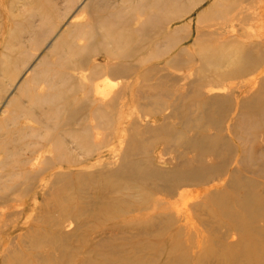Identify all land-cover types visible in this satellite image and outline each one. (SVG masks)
<instances>
[{
    "label": "rangeland",
    "instance_id": "1",
    "mask_svg": "<svg viewBox=\"0 0 264 264\" xmlns=\"http://www.w3.org/2000/svg\"><path fill=\"white\" fill-rule=\"evenodd\" d=\"M0 138V264H264V0H0Z\"/></svg>",
    "mask_w": 264,
    "mask_h": 264
},
{
    "label": "bare ground",
    "instance_id": "2",
    "mask_svg": "<svg viewBox=\"0 0 264 264\" xmlns=\"http://www.w3.org/2000/svg\"><path fill=\"white\" fill-rule=\"evenodd\" d=\"M61 37V36H60ZM60 40V39H59ZM9 46V45H8ZM7 46V47H8ZM22 47V46H21ZM69 48L70 49H72L73 47L72 46H70L69 45ZM35 71V70H34ZM42 75V74H41ZM34 75H33V73H31V74H28L27 75V77H26V80L24 81L25 83L28 81V80H32V78H34L33 77ZM21 87H23V83L21 84V86L20 87H17L18 89H21ZM55 89H56V87L54 88V91L52 92L51 91V88H50V91H49V89H45V88H43V87H30V88H26V90L25 89H23L24 90V93L28 90V91H30V95H29V97L32 99V101L31 102H33V105H34V103H41L40 101H43V103L45 102L44 100H47V97H54V96H56L57 95V92L55 91ZM13 98V97H12ZM11 98V100L10 99H8L7 100V102H6V105H7V103L8 104H10L14 99H12ZM46 98V99H45ZM16 100V99H15ZM42 103V104H43ZM40 105V104H39ZM40 107H43V106H40ZM7 110L8 109H6V111L4 112V113H6L7 112ZM22 115V114H21ZM17 117V116H16ZM25 125V124H24ZM29 125V124H28ZM30 126V125H29ZM22 127V128H18V130H15V129H12V130H14V131H10L9 130V133L10 134H13V133H18V132H21L20 134H22V135H24V133H26L27 132V130L29 131V130H31V133L34 135H37V134H39V132L41 131V127H35V126H32V127ZM8 132V131H7ZM41 133V132H40ZM27 134H28V132H27ZM2 139L0 138V147H2L1 145H2V141H1ZM4 176V175H3ZM2 177V175H0V178Z\"/></svg>",
    "mask_w": 264,
    "mask_h": 264
}]
</instances>
